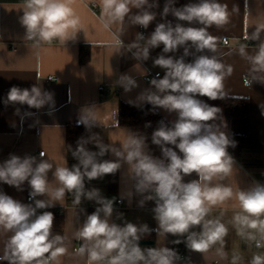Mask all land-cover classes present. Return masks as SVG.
<instances>
[{
	"label": "clouds",
	"instance_id": "9594fccd",
	"mask_svg": "<svg viewBox=\"0 0 264 264\" xmlns=\"http://www.w3.org/2000/svg\"><path fill=\"white\" fill-rule=\"evenodd\" d=\"M99 7L102 27L110 32L116 27L111 46L119 50L124 47L120 34L125 23L147 29L156 20L157 13L153 9L159 4L158 0H99ZM169 15L177 22L167 20ZM160 16L164 22L157 23L147 37L138 33L127 49L140 62L149 59L152 49L163 46L153 61V66L163 69V77L157 73L150 80L151 87L137 97L153 110L159 108L176 114L170 124L161 120L151 134V143L159 147L161 156L151 154L147 138L132 131L127 132L119 147L95 139V151L86 147L92 142L90 139L79 138L71 153L77 163L71 167L54 166L43 158V153L40 159L10 154L0 162V183L23 191L26 182L31 202L22 203L0 191V230L11 233L5 244L8 264H54L66 253L64 237L52 232L54 214L45 210L63 200L66 192L74 194L77 205L82 198L98 205L76 233V238L82 241L78 253L86 256L87 264H178L181 257L172 248L140 246L139 241L152 231L158 238L169 234L182 237L188 249L206 252L218 242L222 243L228 233L221 219L210 218V214L213 208L232 199L238 202L239 210L232 217L238 234L255 239V233H259L264 238V184L234 190L230 185L214 183L223 181L233 172L235 161L228 148L234 146V142L215 123L221 109L201 97L223 99L224 80L232 74L233 68L223 64L217 56L203 53L216 51V38L208 29L228 23L227 6L219 0H196L176 7L175 0H165ZM20 19L27 40L37 46L56 40L63 45L74 41L83 31L73 0H24ZM194 24L201 27L192 26ZM260 32L258 27L245 39L259 40ZM181 48L183 55H168ZM191 49L201 54L195 55ZM239 53L250 61L253 72L264 73V41L258 44L253 56H248L243 46ZM190 55L194 58L186 62L185 58ZM117 84L125 92L138 87L136 79L126 74L119 77ZM5 103L39 110L54 105V98L52 93L36 85L30 89L13 86ZM95 123L91 110H85L77 120L78 126L83 125L86 130ZM109 152L114 160L103 159ZM123 164L128 166L135 192L142 196L139 205L154 202L152 212L157 222L154 230L147 224L111 222L114 199L102 196L99 189L86 188V180L114 175ZM50 171L56 186L49 180ZM193 174L196 178L186 182L185 177ZM127 195L131 197L132 193ZM197 226L200 230L194 231ZM180 242V239L174 241ZM238 259L234 256L232 264H237ZM250 264H264V255H254Z\"/></svg>",
	"mask_w": 264,
	"mask_h": 264
},
{
	"label": "crops",
	"instance_id": "0c3cea01",
	"mask_svg": "<svg viewBox=\"0 0 264 264\" xmlns=\"http://www.w3.org/2000/svg\"><path fill=\"white\" fill-rule=\"evenodd\" d=\"M190 2L196 0H175V6L181 7ZM219 2L227 6L228 23L220 27L213 25L208 29L216 38L217 48L215 52L205 50L203 54L215 55L223 64L232 66V74L224 80L225 96L247 97L251 110L243 118L219 117L215 121L229 139L232 140V136L236 134L242 135L245 145L240 156H234L231 147L228 148L235 167L230 176L214 183L230 185L234 190H245L255 183L264 184V73L253 72L252 64L240 55L239 49L243 46L247 55L253 56L258 44L264 41V0ZM158 4L159 7L153 9L157 13L156 20L147 29L125 23L120 34L124 47L117 50L111 46L114 40L112 32L116 31V27L113 26L112 32L102 27L99 20V0H73V7L83 23V31L77 34L74 41L62 45L56 40L40 46L26 38V29L20 19L23 16L24 0H0V162L10 154L21 157L31 155L40 159V152L43 151V158L54 166L71 167L76 164L77 161L71 154L75 147L67 146V129L70 124H77L85 110H91L96 122L91 124L94 127V139L91 144L86 145L90 150H97V138L105 144L119 147L127 132L132 131L145 136L148 150L160 157L159 147L151 143V134L158 126H124L119 120L121 103L130 104L129 101H132L137 107L149 105L137 100L139 94L151 87L150 81L145 77L156 72H160L161 77L164 75L163 69L153 66L154 59L161 53L162 45L150 51L147 61L140 62L127 49V45L136 40L138 33L147 37L154 31L157 23L164 22L160 13L165 0H158ZM166 19L177 22L171 15ZM192 26L201 27L198 24ZM258 27L261 28L259 40L245 39L246 35L250 37ZM223 37H229V45L222 42ZM191 51L195 55L201 54L195 53V49ZM168 55L179 57L183 55V48ZM193 58L190 55L185 60L191 62ZM125 74L136 79L138 84L130 92H125L117 84L119 77ZM52 75L56 77L55 80L49 79ZM33 85L52 93L54 105L37 110L27 105L5 103L13 86L30 89ZM156 110L168 123L176 119L175 113L159 108ZM103 159L114 160L115 157L109 152ZM118 178L117 189L112 195L108 190V175L102 179L86 180L85 184L87 189H99L106 198L118 197L124 200L121 206H113L111 222L121 225L125 222L147 224L150 229H156L157 222L152 212L154 202L147 201L143 207L139 205L142 196L135 192L134 181L129 178L126 164L119 169ZM195 178L193 174L185 177V181ZM49 180L56 186L51 171ZM0 191L22 203H28L30 189L26 182L23 191L0 183ZM129 192L132 193L131 197L127 195ZM56 203L54 207L45 210L62 209L63 225L53 226L52 232L53 235L60 234L64 237L66 253L54 264H87L86 256L78 253L82 241L76 238V233L87 215L95 211L98 205L83 198L77 205L74 203V194L68 192L63 200ZM238 210L235 199L213 208L210 218L219 217L228 228L223 242H218L206 252L187 248L186 257L181 258L178 264H232L234 256L239 258L237 264H250L254 255H264V238L259 233H255V239L238 234L232 222V217ZM193 230L199 231V226ZM10 236V232L0 230V264H8L5 259V244ZM177 239L171 234L166 238H158L156 232L152 231L139 243L142 248L166 246L179 254V243H174ZM258 241L261 242L259 247Z\"/></svg>",
	"mask_w": 264,
	"mask_h": 264
},
{
	"label": "trees",
	"instance_id": "16d2710c",
	"mask_svg": "<svg viewBox=\"0 0 264 264\" xmlns=\"http://www.w3.org/2000/svg\"><path fill=\"white\" fill-rule=\"evenodd\" d=\"M202 100L212 106H216L221 109L219 117L221 118H243L248 115L250 109V102L247 97L239 96H224L223 99L209 100L207 97H203ZM120 108V124L124 126H158L159 122L163 120L168 123L164 117L155 109H152L151 105H144L141 107L134 106L133 104L121 103ZM83 137L84 139H94V127H90L86 130L83 125L70 124L67 129V146L68 148L76 147L77 140ZM232 141L234 146L231 147V151L234 156H240L245 145V139L242 135H233ZM91 144V142H90ZM118 172L116 174L108 175V190L112 195L117 189L118 185ZM54 214L53 226H62L63 212L60 208L48 210Z\"/></svg>",
	"mask_w": 264,
	"mask_h": 264
},
{
	"label": "built area",
	"instance_id": "2783aa9c",
	"mask_svg": "<svg viewBox=\"0 0 264 264\" xmlns=\"http://www.w3.org/2000/svg\"><path fill=\"white\" fill-rule=\"evenodd\" d=\"M222 42L224 44H228L229 45V37H223L222 38ZM159 73L160 76H161V73L160 72H156V73H151V74H148V76H146V80L150 81L152 78H154L156 76V74ZM49 79L51 80H55L56 77L55 76H49ZM251 81V79H249V82ZM44 152H40V154ZM111 199H114V206H121L123 203H124V200L122 198H118V197H112ZM27 201L28 203H30L31 201L29 200V194L27 196ZM178 239L181 240V242L178 244L179 247V255L181 258H185L186 257V251H187V247H186V244L183 242V238L182 237H178ZM257 243H259V245L261 244L260 241H258ZM80 248V247H79Z\"/></svg>",
	"mask_w": 264,
	"mask_h": 264
}]
</instances>
